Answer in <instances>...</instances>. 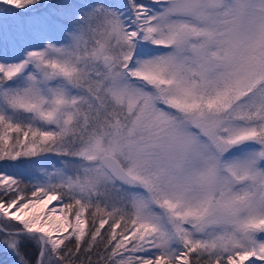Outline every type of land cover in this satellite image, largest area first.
Masks as SVG:
<instances>
[{
  "label": "snow or ice",
  "instance_id": "6c2138e0",
  "mask_svg": "<svg viewBox=\"0 0 264 264\" xmlns=\"http://www.w3.org/2000/svg\"><path fill=\"white\" fill-rule=\"evenodd\" d=\"M0 264H264V0H0Z\"/></svg>",
  "mask_w": 264,
  "mask_h": 264
}]
</instances>
